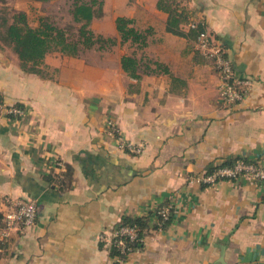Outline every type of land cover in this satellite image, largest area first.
<instances>
[{"label": "crops", "instance_id": "0c3cea01", "mask_svg": "<svg viewBox=\"0 0 264 264\" xmlns=\"http://www.w3.org/2000/svg\"><path fill=\"white\" fill-rule=\"evenodd\" d=\"M158 1L102 0L93 22L117 40L109 59L49 53L30 74L0 45V216L5 197L39 207L0 246V264H111L122 218L147 225L124 264H264V181L188 180L229 159L264 165V0H178L191 19L181 30L202 22L235 74L253 82L234 105L220 101L211 65L166 31ZM119 17L146 36L141 49L125 44L137 50L139 79L121 68ZM16 105L25 115L6 116ZM108 121L141 153L119 150ZM168 205L159 231L154 212Z\"/></svg>", "mask_w": 264, "mask_h": 264}, {"label": "trees", "instance_id": "16d2710c", "mask_svg": "<svg viewBox=\"0 0 264 264\" xmlns=\"http://www.w3.org/2000/svg\"><path fill=\"white\" fill-rule=\"evenodd\" d=\"M32 1L50 2L51 0ZM102 5V0H77L74 2L71 10L72 19L74 23L80 24L75 38L68 35L66 30L60 29L46 20H41L36 28H32L23 12H15L9 17L0 16V45L2 48H9L19 61L22 71L30 74H40V67L44 58L54 51L63 56L78 57L82 50L91 49L98 44H101L100 48L114 47L117 44L114 39L96 36L89 28L93 20L102 18ZM157 9L164 11L168 16L166 31L186 39L199 59L210 64L213 68V62L207 60L197 49L198 39L205 33L204 24L198 22L195 26L190 27L187 32L182 31L181 26L190 24L191 19L190 13L180 6L178 0H159ZM115 27L120 37L121 46L129 44L130 46H137L138 49L145 46L146 36L133 27L131 20L119 17L115 20ZM223 56L226 57L224 54ZM198 62L200 61L198 60ZM121 68L129 77L139 79V62L134 55H124L121 58ZM2 105L3 96L0 93V107ZM237 160L229 159L222 164L209 165L205 174H210L219 168H230ZM69 170L67 169V172ZM70 173L65 175L67 179L70 178ZM157 211L158 209L154 212L155 217H158ZM170 220L171 214L164 223L162 230L166 228ZM123 226L137 229L138 240L131 245L140 249L147 228L146 222L141 218H122L115 230ZM118 254L117 249L114 246L111 247V257Z\"/></svg>", "mask_w": 264, "mask_h": 264}, {"label": "built area", "instance_id": "2783aa9c", "mask_svg": "<svg viewBox=\"0 0 264 264\" xmlns=\"http://www.w3.org/2000/svg\"><path fill=\"white\" fill-rule=\"evenodd\" d=\"M197 49L207 59L213 62V69L218 78V97L222 103L238 104L242 102L250 93L253 82L244 77H238L232 67L229 58L223 56L219 46L215 45L206 34H202L198 39ZM6 116L14 119L22 118L25 115V109L20 106H12L6 109ZM108 133L115 135L117 148L122 151H128L133 154H140L142 146H134L128 143L113 122H107ZM244 177L253 181H264V165L237 160L230 168H219L210 174H201L188 177V180H194L202 185H213L221 180H235ZM3 210L0 219V246H4L9 241L13 233L31 226L38 214L39 207L34 200H25L21 198H3ZM172 213L170 205L162 207L157 211V230L161 231L164 223L169 219ZM104 239V235L100 237ZM137 239V229L135 227L123 226L115 230L109 240L110 246H114L119 252L112 257L111 264H124L125 259L139 249L131 244ZM1 249V248H0Z\"/></svg>", "mask_w": 264, "mask_h": 264}, {"label": "rangeland", "instance_id": "374dc122", "mask_svg": "<svg viewBox=\"0 0 264 264\" xmlns=\"http://www.w3.org/2000/svg\"><path fill=\"white\" fill-rule=\"evenodd\" d=\"M76 1L77 0H51L50 2H35L32 0H0V16L9 17L15 12H23L26 14L28 23L32 28H36L41 20H46L48 23H51L60 29L66 30L68 35L75 38L80 24L74 23L71 10L74 2ZM89 28L96 36H102L97 32L98 28L96 21H92ZM114 40L117 42L116 39ZM122 46H126L125 50L128 52L126 55L137 52V50L133 51L128 45L123 44ZM100 47L101 44H98L91 49L82 50L78 55V58H84L92 61L97 58L109 59L113 47ZM9 51H11L9 48L8 50L2 49L3 54H10ZM50 54V57L53 59H58L60 56V53L57 51L51 52Z\"/></svg>", "mask_w": 264, "mask_h": 264}, {"label": "water", "instance_id": "95a60500", "mask_svg": "<svg viewBox=\"0 0 264 264\" xmlns=\"http://www.w3.org/2000/svg\"><path fill=\"white\" fill-rule=\"evenodd\" d=\"M222 263V262H221Z\"/></svg>", "mask_w": 264, "mask_h": 264}]
</instances>
